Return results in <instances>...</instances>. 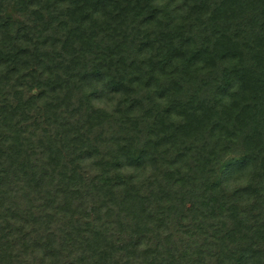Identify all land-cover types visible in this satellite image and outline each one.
<instances>
[{
  "label": "trees",
  "instance_id": "trees-1",
  "mask_svg": "<svg viewBox=\"0 0 264 264\" xmlns=\"http://www.w3.org/2000/svg\"><path fill=\"white\" fill-rule=\"evenodd\" d=\"M0 264H264V0H0Z\"/></svg>",
  "mask_w": 264,
  "mask_h": 264
},
{
  "label": "rangeland",
  "instance_id": "rangeland-1",
  "mask_svg": "<svg viewBox=\"0 0 264 264\" xmlns=\"http://www.w3.org/2000/svg\"><path fill=\"white\" fill-rule=\"evenodd\" d=\"M11 9H9L8 11H10ZM11 13V11H10ZM14 16V19H16L17 21H20L21 19L17 17L16 14H12ZM242 153L238 152V153H234V154H230V155H226L219 163L216 173L214 175V177L212 178V183L215 187L219 186L221 183H223V185L226 184V182L223 180H225V171H227L226 169L228 168V166L233 163H237L240 161V159L242 158Z\"/></svg>",
  "mask_w": 264,
  "mask_h": 264
}]
</instances>
